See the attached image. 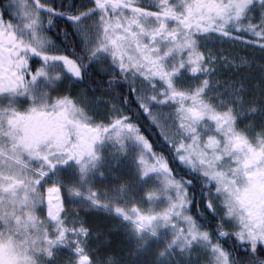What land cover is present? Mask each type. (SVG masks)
<instances>
[{"label":"snow or ice","instance_id":"snow-or-ice-1","mask_svg":"<svg viewBox=\"0 0 264 264\" xmlns=\"http://www.w3.org/2000/svg\"><path fill=\"white\" fill-rule=\"evenodd\" d=\"M0 264H264V0H0Z\"/></svg>","mask_w":264,"mask_h":264}]
</instances>
